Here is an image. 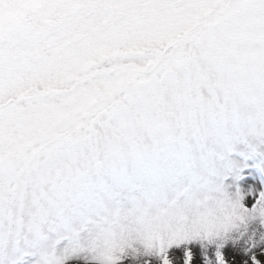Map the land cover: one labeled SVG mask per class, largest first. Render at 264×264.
<instances>
[{"label": "snow or ice", "instance_id": "6c2138e0", "mask_svg": "<svg viewBox=\"0 0 264 264\" xmlns=\"http://www.w3.org/2000/svg\"><path fill=\"white\" fill-rule=\"evenodd\" d=\"M71 259L264 264V0L0 5V264Z\"/></svg>", "mask_w": 264, "mask_h": 264}, {"label": "rangeland", "instance_id": "374dc122", "mask_svg": "<svg viewBox=\"0 0 264 264\" xmlns=\"http://www.w3.org/2000/svg\"><path fill=\"white\" fill-rule=\"evenodd\" d=\"M5 0H0V5H3ZM12 14L15 15L17 13V9L13 8L11 10ZM131 259V258H130ZM67 264H84L83 259H71L67 262ZM123 264H129V260H125Z\"/></svg>", "mask_w": 264, "mask_h": 264}]
</instances>
